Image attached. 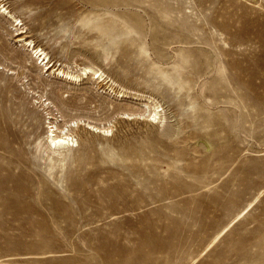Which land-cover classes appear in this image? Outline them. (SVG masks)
Instances as JSON below:
<instances>
[{"label": "rangeland", "instance_id": "1", "mask_svg": "<svg viewBox=\"0 0 264 264\" xmlns=\"http://www.w3.org/2000/svg\"><path fill=\"white\" fill-rule=\"evenodd\" d=\"M0 129V264H264V0H0Z\"/></svg>", "mask_w": 264, "mask_h": 264}, {"label": "bare ground", "instance_id": "2", "mask_svg": "<svg viewBox=\"0 0 264 264\" xmlns=\"http://www.w3.org/2000/svg\"><path fill=\"white\" fill-rule=\"evenodd\" d=\"M5 11L6 10H4L3 12H5ZM18 41H22L21 38ZM31 45H32V43L31 42H28L25 46L30 47ZM32 49H34V48H32ZM34 54L36 56L38 55V59L43 56V59L40 62H38L39 64H41V62H43L47 58V56L45 55V53L42 52V50H39V49H36L34 51ZM48 59H47V61L43 62V64H42V66L45 68V70L46 71L51 70V73L52 74H55V76L61 77L64 80L76 82L80 78V75H81V77H85V76L88 77L87 74H90V73L93 74L92 75L93 76V79H98L101 82L104 81V79H105V78H103L104 77V74L100 70H98V69L97 70L96 69L93 70L92 68H82L80 70L79 75H72L71 73H69L67 71L66 72L63 71L62 68H60L59 66L57 67V65H56V67H55L54 65L50 64V62H49ZM119 97H120V95H119ZM55 99H56V95H55ZM61 106H62V108H64V104H61ZM146 106H147V104H146ZM153 107H154V111L152 113H150V115L148 116V117H150V120H148L150 122L151 121L154 122V121L158 120L159 117H160L159 116L160 111L158 110L159 106H157L156 104H153ZM48 118L50 120L51 119L54 120V118L52 116L51 117H48ZM55 121H56V119L54 120L53 123H48L49 125L52 124L48 128L47 135H46V138H45L48 141L47 142L48 143V146H49L48 148L50 149V147L51 148L52 147L53 148L56 147L58 149L59 148H62V149L63 148H67L68 149L69 146L72 147L73 146L72 144H74L75 142H74L73 138L68 134V132H67L68 130L67 131L58 130V128L55 125L56 124ZM95 130H97V129H95ZM106 132L107 131H105V130L102 131V133H106ZM0 133H1V131H0ZM5 136L6 135L3 134V133L0 134V141H1L0 142V148L2 147V145H1L2 144V141L5 138H7V136L6 137ZM5 148H3V149L5 150ZM52 153H54V151ZM15 169H20V168L19 167H15V166L13 168L11 166V167H7L6 170L8 172H10V171H13ZM24 193H25V190L22 191V189H20L19 187L15 188V190H13V191H10V189H8L7 187L0 186V207L2 208V210L0 211V214H2V216L3 215H11L12 213H10L11 212L10 210H11V208H14L15 207V209L17 210V214H14V215H11V216H13L14 219L15 218H21V217L22 218H26V209L28 207V204H27L26 201L23 200ZM25 197H26V195H25ZM25 197H24V199H25ZM29 218H26V219H29Z\"/></svg>", "mask_w": 264, "mask_h": 264}]
</instances>
